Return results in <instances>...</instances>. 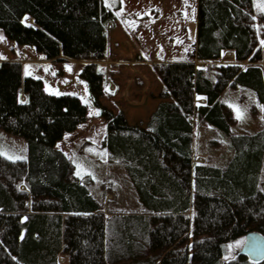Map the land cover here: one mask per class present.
<instances>
[{
	"label": "trees",
	"instance_id": "trees-1",
	"mask_svg": "<svg viewBox=\"0 0 264 264\" xmlns=\"http://www.w3.org/2000/svg\"><path fill=\"white\" fill-rule=\"evenodd\" d=\"M116 19L104 0H0L6 37L57 63L80 60L90 99L50 92L21 59H0V126L28 140L24 157L0 151V264H264L224 258L229 241L264 234V115L258 130L235 132L239 118L223 98L245 90L241 99L252 93L264 104V11L254 0H198L195 50L152 64L160 100L137 123L100 64ZM226 51L233 60L221 62ZM92 107L106 123L101 146L122 163L137 209L97 197L56 146ZM206 124L234 147L225 165L195 160L194 129Z\"/></svg>",
	"mask_w": 264,
	"mask_h": 264
},
{
	"label": "rangeland",
	"instance_id": "rangeland-1",
	"mask_svg": "<svg viewBox=\"0 0 264 264\" xmlns=\"http://www.w3.org/2000/svg\"><path fill=\"white\" fill-rule=\"evenodd\" d=\"M104 1L117 13V19L113 23L115 24V28L112 32H109L108 48L109 50H112L113 57H115L114 51L119 49L120 42L126 38L134 44L137 52L141 51L146 54L148 53L151 55V59H156L155 55L157 52L159 56L161 55L163 41L160 37H165L168 40L170 32L161 29L162 31L159 35H154L151 28H148V30L142 29L141 32L138 30V27L140 26L139 18L134 15V12L142 8L144 0H121L122 7L120 10L115 8L120 0ZM169 1H171L172 5L166 16L167 21H170V26L172 25L171 21L180 24L179 30L182 29L181 21H185L184 43L188 44L189 50H192L193 42L195 41L197 33V20L195 19L194 8L196 0ZM254 5L257 10L264 11V0H254ZM166 28H169V26H166ZM186 35L188 37H186ZM114 39H118L120 42H116ZM151 49H153L152 52H150ZM124 52L126 53L125 50ZM190 55L191 54H188L187 57H191ZM7 57L21 59L25 73L42 76L48 91L54 93H78L84 95L87 99L89 98V94H84L83 89H81L78 84V82L83 81L78 78V71L81 65L80 60H75L64 65L49 59V61L46 62L45 60L47 59L43 54L37 52L30 45L20 44L13 39L7 38L2 28H0V59ZM231 60H233V55L226 57L224 54L221 62H228ZM153 63L154 62H152V64ZM197 64L203 66L205 65V62L197 61ZM146 68L148 69V73L152 75L151 79L152 85H154L153 87L160 86L162 81L153 70L151 63L147 64ZM134 78L131 81V84L126 88L128 92L125 91V93H121L119 97L120 99H118L120 105H122L125 110L131 108L136 103L134 100V97L136 96L134 92L137 91V84L136 81L134 82ZM147 78L150 79L149 76H147ZM84 84V90L86 92L88 91V88L86 83ZM148 86L149 84L146 79L145 82L143 81V84H140V86L138 85V88L141 90L145 89L146 91ZM243 91L230 90L223 95V98L232 105L237 117L239 116V121L234 126V131H256L261 127L260 117L264 115V104L259 102L252 93L248 99H241V94L245 93ZM91 120H99L100 126L101 123H105L98 111L92 107L90 119L75 131L67 133L62 140L57 142L56 146L64 149L67 155L76 163V172L83 179L87 180L88 177L86 176V173L89 168H97L98 170L107 173L104 176H94L99 180L102 178L105 180L104 183L97 185L99 187L93 191L97 197L101 198V196L105 194L106 201L110 203L116 201V204L114 203L115 205L127 210L139 208L140 203L138 195L130 179L126 175L122 163L120 161L115 163L108 158V156L88 151L91 150L93 146H89V141L81 132L85 131L86 123ZM27 149L28 140L26 137L10 132L0 126L1 152L13 158H21L26 156ZM194 149L196 152L195 160L200 162L211 161L218 165H225L234 154V147L230 144L228 137L214 126L207 124L202 126L197 125L195 127ZM244 242V236L229 241L227 243L224 258L230 259L234 257L237 254V251L242 249ZM60 260H64V257L61 256Z\"/></svg>",
	"mask_w": 264,
	"mask_h": 264
},
{
	"label": "crops",
	"instance_id": "crops-1",
	"mask_svg": "<svg viewBox=\"0 0 264 264\" xmlns=\"http://www.w3.org/2000/svg\"><path fill=\"white\" fill-rule=\"evenodd\" d=\"M143 2V1H142ZM172 5L171 1L169 0H144V3L142 4V8L136 12H134V15H136L139 18L140 26L138 27V30L141 32L142 29L148 30V28H151L154 35H159L162 30H168L169 38L168 40L165 37H160L163 41V48L161 51V55H158V52L156 53V59H151V55L148 53L143 52H137L135 50L134 44L128 40L127 38L124 39L122 42L118 41V39H114L116 42H120L119 49L117 51H114L115 57L112 55V50L108 49V55L106 59L102 60L100 62L101 66L105 69L107 72V76L109 79V89L113 92V96L117 99H120V94L125 93L126 88L131 84V81L134 78V82L136 81L137 84V91L135 93L134 100L136 101L135 105L132 106L129 109H124L128 120L130 123H137V122H146L149 114L156 108L158 101L160 100L157 96L161 85L155 86L152 85V79L149 73L148 69L146 68V65L152 62L157 61H167V60H175V59H187L188 54H191L192 51L195 50L196 47V37L195 41L193 42V48L192 50H189L188 44H185V21H181V27L182 29L179 30L180 24L177 22H172V25L170 26V21H167V14L169 12V8ZM122 7L121 0L119 1V4L115 7L117 10H120ZM195 19L197 20V10H198V0H196L195 3ZM184 10V9H183ZM185 11V10H184ZM185 15V13H184ZM166 26H169V28H166ZM109 32H112L115 28V24L109 23L108 25ZM162 29V30H161ZM197 34V33H196ZM186 37H188L186 35ZM109 45V40H108ZM109 47V46H108ZM126 51V53L124 52ZM153 49L150 50L152 52ZM191 51V52H190ZM230 52V56L233 55L232 51ZM8 59H11L10 57H7ZM48 62L49 60H45ZM75 60H65L64 62H61L63 65L66 63H70ZM197 60H195L196 62ZM202 62V61H201ZM149 76L150 79L147 78ZM79 78V77H78ZM147 79L149 86L146 88L147 90H141L138 88V85ZM82 81V80H81ZM86 82H78L81 89H83L84 94H87L88 91L85 92V84ZM87 85V83H86ZM158 85V84H157ZM88 88V87H87ZM88 90V89H87ZM84 99L87 101H90V99L85 97L84 95L80 94ZM197 98H203V97H197ZM109 101V99H107ZM132 101V100H131ZM101 121V118H100ZM100 121L97 120H91L90 122L86 123L85 125V131H82L86 137V139L89 141V146H93L91 150L95 154H103L104 156L109 157V151L101 146V140L103 139L105 132H106V125L105 123L100 126ZM196 153V152H195ZM112 160V159H111ZM115 163L118 162V160H112ZM105 172H102L98 170L97 168H89L86 176L88 177L86 182L87 186L91 189V191H95L102 183H104V179H98L94 176L100 175L104 176Z\"/></svg>",
	"mask_w": 264,
	"mask_h": 264
},
{
	"label": "water",
	"instance_id": "water-1",
	"mask_svg": "<svg viewBox=\"0 0 264 264\" xmlns=\"http://www.w3.org/2000/svg\"><path fill=\"white\" fill-rule=\"evenodd\" d=\"M242 249L237 253H244L251 261L259 262L264 259V234L258 230L247 232Z\"/></svg>",
	"mask_w": 264,
	"mask_h": 264
},
{
	"label": "built area",
	"instance_id": "built-area-1",
	"mask_svg": "<svg viewBox=\"0 0 264 264\" xmlns=\"http://www.w3.org/2000/svg\"><path fill=\"white\" fill-rule=\"evenodd\" d=\"M225 56L226 57L230 56V52L229 51L225 52ZM196 101H199V102L204 101V98H198V99H196Z\"/></svg>",
	"mask_w": 264,
	"mask_h": 264
},
{
	"label": "flooded vegetation",
	"instance_id": "flooded-vegetation-1",
	"mask_svg": "<svg viewBox=\"0 0 264 264\" xmlns=\"http://www.w3.org/2000/svg\"><path fill=\"white\" fill-rule=\"evenodd\" d=\"M239 254H244V253H237L236 255H239ZM245 255V254H244Z\"/></svg>",
	"mask_w": 264,
	"mask_h": 264
},
{
	"label": "snow or ice",
	"instance_id": "snow-or-ice-1",
	"mask_svg": "<svg viewBox=\"0 0 264 264\" xmlns=\"http://www.w3.org/2000/svg\"><path fill=\"white\" fill-rule=\"evenodd\" d=\"M238 118H239V116H238Z\"/></svg>",
	"mask_w": 264,
	"mask_h": 264
}]
</instances>
